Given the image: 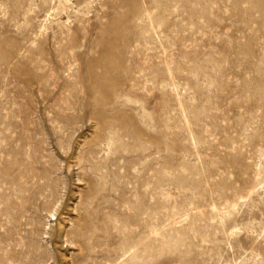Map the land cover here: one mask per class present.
Listing matches in <instances>:
<instances>
[{"label": "rangeland", "instance_id": "obj_1", "mask_svg": "<svg viewBox=\"0 0 264 264\" xmlns=\"http://www.w3.org/2000/svg\"><path fill=\"white\" fill-rule=\"evenodd\" d=\"M0 264H264V0H0Z\"/></svg>", "mask_w": 264, "mask_h": 264}]
</instances>
